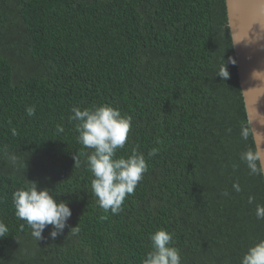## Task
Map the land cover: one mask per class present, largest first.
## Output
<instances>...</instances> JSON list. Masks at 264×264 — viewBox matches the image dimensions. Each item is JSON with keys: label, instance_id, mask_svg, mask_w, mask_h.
Masks as SVG:
<instances>
[{"label": "trees", "instance_id": "1", "mask_svg": "<svg viewBox=\"0 0 264 264\" xmlns=\"http://www.w3.org/2000/svg\"><path fill=\"white\" fill-rule=\"evenodd\" d=\"M236 77L224 0H0V264H141L157 229L181 264H240L264 239V183L240 160L255 146ZM101 104L132 118L116 158L135 148L147 164L116 214L70 119ZM27 180L71 209L54 239L15 215Z\"/></svg>", "mask_w": 264, "mask_h": 264}, {"label": "clouds", "instance_id": "2", "mask_svg": "<svg viewBox=\"0 0 264 264\" xmlns=\"http://www.w3.org/2000/svg\"><path fill=\"white\" fill-rule=\"evenodd\" d=\"M219 75L228 77L226 67L222 65ZM27 114H35L34 107L27 108ZM70 119L77 121V140L90 152H85L86 164L92 174L91 191L97 198L99 206L113 214L121 210L126 195L133 193L142 175L147 171L143 154L135 148L127 157L116 158L117 149L123 148L131 127V116L122 115L118 108L101 104L89 108L73 107ZM62 131V129H61ZM242 139L247 140L250 132L247 127L240 131ZM152 149L150 155L156 153ZM15 155L9 156L13 165L17 164ZM79 165V159H74ZM240 160L247 166L250 174L264 175V159L260 152L248 148L240 153ZM239 192L238 183L233 184ZM227 195V193H225ZM248 203L253 204L254 198L249 197ZM12 204L17 218L25 221L31 229V235L37 240L42 239V232L51 225L50 236L54 239L63 232L71 209L64 200H57L46 187H39L36 181L27 180V184L12 193ZM257 219H264V205H255ZM74 231L78 228L73 227ZM8 232L7 226L0 222V237ZM150 250L145 253L141 264H181L179 251L172 246L173 236L164 229H157L149 236ZM240 264H264V239L254 242L243 253Z\"/></svg>", "mask_w": 264, "mask_h": 264}, {"label": "water", "instance_id": "3", "mask_svg": "<svg viewBox=\"0 0 264 264\" xmlns=\"http://www.w3.org/2000/svg\"><path fill=\"white\" fill-rule=\"evenodd\" d=\"M224 3L247 125L264 159V0Z\"/></svg>", "mask_w": 264, "mask_h": 264}]
</instances>
